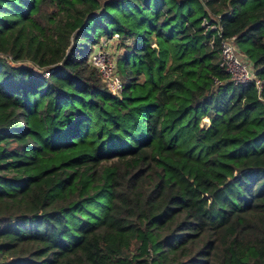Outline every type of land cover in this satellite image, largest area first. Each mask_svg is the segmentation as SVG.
<instances>
[{
    "label": "trees",
    "instance_id": "16d2710c",
    "mask_svg": "<svg viewBox=\"0 0 264 264\" xmlns=\"http://www.w3.org/2000/svg\"><path fill=\"white\" fill-rule=\"evenodd\" d=\"M230 36L264 81V0H0V264H264V83L228 81Z\"/></svg>",
    "mask_w": 264,
    "mask_h": 264
},
{
    "label": "built area",
    "instance_id": "2783aa9c",
    "mask_svg": "<svg viewBox=\"0 0 264 264\" xmlns=\"http://www.w3.org/2000/svg\"><path fill=\"white\" fill-rule=\"evenodd\" d=\"M206 28L216 30L214 24L204 21L202 23ZM118 38L114 34L111 41ZM108 39L102 38L95 51L91 54L90 61L100 72L103 80L114 93H119L122 89V81L117 74L115 67V54L110 47ZM220 65L228 74V81L235 85L254 84L258 92L262 90L263 79L256 75V69L253 64L242 56L236 44V37L230 36L223 38L220 45ZM222 80L214 78L215 85H221Z\"/></svg>",
    "mask_w": 264,
    "mask_h": 264
},
{
    "label": "rangeland",
    "instance_id": "374dc122",
    "mask_svg": "<svg viewBox=\"0 0 264 264\" xmlns=\"http://www.w3.org/2000/svg\"><path fill=\"white\" fill-rule=\"evenodd\" d=\"M241 54V53H240ZM242 55V54H241ZM243 56V55H242ZM209 124V121H208V119L207 118H203L202 119V122H201V125L202 126H206V125H208Z\"/></svg>",
    "mask_w": 264,
    "mask_h": 264
},
{
    "label": "water",
    "instance_id": "95a60500",
    "mask_svg": "<svg viewBox=\"0 0 264 264\" xmlns=\"http://www.w3.org/2000/svg\"><path fill=\"white\" fill-rule=\"evenodd\" d=\"M153 48L156 50V52H158V48L155 44H153Z\"/></svg>",
    "mask_w": 264,
    "mask_h": 264
}]
</instances>
